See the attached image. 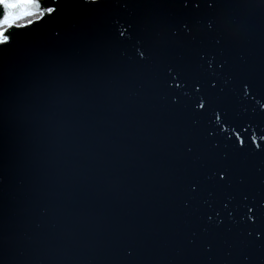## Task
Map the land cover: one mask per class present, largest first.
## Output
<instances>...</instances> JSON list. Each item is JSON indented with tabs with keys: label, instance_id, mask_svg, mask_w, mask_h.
<instances>
[{
	"label": "water",
	"instance_id": "1",
	"mask_svg": "<svg viewBox=\"0 0 264 264\" xmlns=\"http://www.w3.org/2000/svg\"><path fill=\"white\" fill-rule=\"evenodd\" d=\"M61 7L0 47V264H215L184 239L204 235L202 200L216 191L207 177L236 158L258 167L260 157L209 136L211 111L194 115L166 86L165 69L192 84L205 78L201 55L226 61L225 77L244 56L258 90L264 0L199 10L172 0ZM205 91L249 140L264 130V110L231 84ZM192 180L206 191L185 209ZM241 229L228 223L215 233L232 239Z\"/></svg>",
	"mask_w": 264,
	"mask_h": 264
},
{
	"label": "snow or ice",
	"instance_id": "2",
	"mask_svg": "<svg viewBox=\"0 0 264 264\" xmlns=\"http://www.w3.org/2000/svg\"><path fill=\"white\" fill-rule=\"evenodd\" d=\"M77 2L78 0H0V47L7 48L14 42L18 35L14 29H27L45 18L56 19L63 11L61 5L71 7ZM100 2L101 0H83L84 4L91 5ZM172 2L179 3L184 9L191 6L194 10H199L202 4H206L210 9L216 5V0ZM49 4L55 6L50 7ZM129 28L130 26L121 28L117 35L125 38ZM208 28L212 30L211 22ZM127 38L130 39L131 36L127 35ZM215 43L219 45L221 41L217 39ZM136 51L139 53V60L147 59L142 48L137 47ZM200 60L203 61L200 68L205 78H197L189 84L181 71L169 66L165 69L166 86L183 96L185 106L194 115L203 116L211 111L214 120L209 118V123L212 124V128L208 130L209 136L224 134V138L235 146L236 153L249 152L253 157H260V163L257 167L236 158L231 165L215 167L207 179L212 182L216 191H208L207 198L202 200V207L206 209L202 215L204 235L200 236L196 231H191L184 239L187 245L195 246L192 250L196 255L215 261V264H257V261L258 264H264V130L259 134L253 132L249 140L229 124L219 108L213 106L217 98L205 91L207 88L215 92L223 79L225 84L233 86L235 95L241 101L247 102L251 98L260 110H264V82H260L257 90L253 78L245 69L247 61L244 56L240 57V66L234 68L227 77L224 75L227 62L218 60L215 54L209 57L205 53L200 56ZM223 91L224 88L221 87L220 92ZM181 95L172 98V103H180ZM261 114L264 115V111ZM185 151L191 153L193 148L187 146ZM224 159H227V156ZM187 191L191 194V199L183 200L185 209L190 208L192 200L206 189L192 180L187 185ZM228 223L241 225L242 229L232 239H223L215 230ZM257 244L260 245L258 255L254 251ZM133 254L131 249L126 251L128 257Z\"/></svg>",
	"mask_w": 264,
	"mask_h": 264
}]
</instances>
